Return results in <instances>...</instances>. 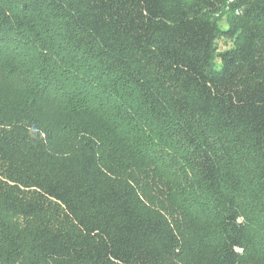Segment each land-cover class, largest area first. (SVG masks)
Instances as JSON below:
<instances>
[{"label": "trees", "instance_id": "1", "mask_svg": "<svg viewBox=\"0 0 264 264\" xmlns=\"http://www.w3.org/2000/svg\"><path fill=\"white\" fill-rule=\"evenodd\" d=\"M0 264H264V0H0Z\"/></svg>", "mask_w": 264, "mask_h": 264}, {"label": "rangeland", "instance_id": "2", "mask_svg": "<svg viewBox=\"0 0 264 264\" xmlns=\"http://www.w3.org/2000/svg\"><path fill=\"white\" fill-rule=\"evenodd\" d=\"M222 24H227V17L225 16L224 18H223V20H222ZM231 44V41L230 40H225V39H221L220 41H219V45H220V47L221 48H226V47H228L229 45ZM221 67V65L219 64V62L217 63V68H220Z\"/></svg>", "mask_w": 264, "mask_h": 264}]
</instances>
